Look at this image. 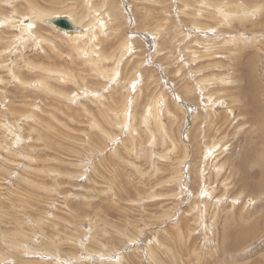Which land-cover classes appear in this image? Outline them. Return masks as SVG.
Segmentation results:
<instances>
[{"label": "rangeland", "instance_id": "374dc122", "mask_svg": "<svg viewBox=\"0 0 264 264\" xmlns=\"http://www.w3.org/2000/svg\"><path fill=\"white\" fill-rule=\"evenodd\" d=\"M0 264H264V0H0Z\"/></svg>", "mask_w": 264, "mask_h": 264}, {"label": "bare ground", "instance_id": "6f19581e", "mask_svg": "<svg viewBox=\"0 0 264 264\" xmlns=\"http://www.w3.org/2000/svg\"><path fill=\"white\" fill-rule=\"evenodd\" d=\"M88 2V1H87ZM10 3V2H9ZM89 4V3H88ZM28 5V4H27ZM205 5V4H204ZM12 7V6H11ZM241 7V6H240ZM244 7V6H243ZM213 8V7H212ZM245 8V7H244ZM16 10V9H15ZM72 10V9H71ZM39 14V13H38ZM94 14V13H93ZM97 14V13H96ZM59 15V14H58ZM71 16V15H70ZM56 17V16H55ZM94 16L93 15H91L90 16V18H89V22H88V24L89 25H87L86 27V29H85V26L80 22V21H78V20H76L75 18H73L72 16L71 17H67L68 18V20L71 22V24L73 25V26H75V27H78L79 28V31H77V32H74L73 34L72 33H70V32H68V33H66V35L70 38V37H75V38H83V37H85V36H88V35H90L91 37H94V36H96L97 34L95 33V29L98 27V25H97V23H99V22H97L98 20H97V18L95 17V19L93 18ZM41 18V17H40ZM42 18H43V16H42ZM53 19H55V18H52L51 19V17L48 19V23L50 24V20H53ZM91 19V20H90ZM42 20H44V19H42ZM82 27H81V26ZM84 26V27H83ZM29 28V27H28ZM99 28V27H98ZM27 31H28V29H27ZM26 31V32H27ZM65 32V31H64ZM248 35V34H247ZM87 38V37H86ZM46 40V39H45ZM42 43V42H41ZM224 44V43H223ZM223 46V45H222ZM12 52V51H11ZM206 60V59H205ZM221 65V64H220ZM41 66V65H40ZM45 69V68H44ZM43 72V71H42ZM172 73V72H171ZM175 73V72H174ZM68 76V75H67ZM136 77V76H135ZM171 78V77H170ZM192 78V77H191ZM247 79V78H246ZM74 80V79H73ZM39 83H40V81H39ZM49 83V82H48ZM36 84H38V83H36ZM42 84V83H41ZM200 84V83H199ZM248 84H249V81H248ZM38 85H40V84H38ZM42 85H44V83L42 84ZM211 85V84H210ZM47 86V85H46ZM77 86V85H76ZM209 87V86H208ZM202 89V88H201ZM251 89V88H250ZM5 92V91H4ZM93 92V91H92ZM53 93V92H52ZM157 104V103H156ZM160 104V103H159ZM7 112V111H6ZM9 113V112H8ZM7 113V114H8ZM150 113V112H149ZM153 115V114H152ZM15 116V115H14ZM21 116V115H20ZM18 118V117H17ZM212 118V117H211ZM215 123V122H214ZM144 124V123H143ZM8 125V124H7ZM51 148V147H50ZM208 150V149H207ZM209 152V151H208ZM206 154V153H205ZM257 159V158H256ZM247 166V165H246ZM5 170V169H4ZM223 183V182H222ZM249 183V182H248ZM205 192V191H204ZM200 193V192H199ZM206 193V192H205ZM260 193V192H259ZM203 194V193H202ZM205 195V194H204ZM230 204V203H229ZM199 207H197V209H198ZM222 208V207H221ZM209 209V208H208ZM200 210V209H199ZM201 210H203V209H201ZM227 210V209H226ZM225 210V211H226ZM197 211V210H196ZM227 213V212H226ZM225 213V214H226ZM228 215V214H227ZM224 216V215H223ZM228 217H229V215H228ZM238 218V217H237ZM225 220V219H224ZM201 221V220H200ZM227 222H230V221H227ZM230 223H232V221L230 222ZM237 224H239V223H236V225ZM241 224V223H240ZM197 225V224H196ZM231 226V225H230ZM224 227H225V225H224ZM239 227V226H238ZM230 227H228V229H229ZM246 228V227H245ZM225 229V228H224ZM227 229V230H228ZM184 230V229H183ZM203 230H204V228H203ZM226 229H225V233L226 232H228ZM246 230V229H245ZM235 231V230H234ZM232 232V231H229L230 233H232V234H234V235H236L237 236V240H239V242H241L244 238H246V235H242V234H238V232L237 233H235V232ZM239 231H242V230H239ZM181 233V232H180ZM224 234V232L222 233V239H223V235ZM231 235V234H230ZM209 236V235H208ZM224 237H226V235L224 236ZM208 238V237H207ZM225 239V238H224ZM223 239V240H224ZM233 243V242H232ZM236 245H239V244H236ZM25 246V245H24Z\"/></svg>", "mask_w": 264, "mask_h": 264}, {"label": "water", "instance_id": "95a60500", "mask_svg": "<svg viewBox=\"0 0 264 264\" xmlns=\"http://www.w3.org/2000/svg\"><path fill=\"white\" fill-rule=\"evenodd\" d=\"M50 24L65 32L68 31L70 33H74L79 31V28L73 26L67 18H55L53 20H50Z\"/></svg>", "mask_w": 264, "mask_h": 264}]
</instances>
